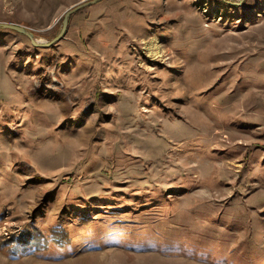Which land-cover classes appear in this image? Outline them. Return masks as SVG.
<instances>
[{
	"label": "rangeland",
	"instance_id": "obj_1",
	"mask_svg": "<svg viewBox=\"0 0 264 264\" xmlns=\"http://www.w3.org/2000/svg\"><path fill=\"white\" fill-rule=\"evenodd\" d=\"M86 1L0 24L50 42ZM0 264H264V0H104L49 48L0 28Z\"/></svg>",
	"mask_w": 264,
	"mask_h": 264
},
{
	"label": "water",
	"instance_id": "obj_2",
	"mask_svg": "<svg viewBox=\"0 0 264 264\" xmlns=\"http://www.w3.org/2000/svg\"><path fill=\"white\" fill-rule=\"evenodd\" d=\"M102 1H104V0L86 1V2L76 6L75 8L71 9L70 11H68L66 16H65L61 32L59 33V35L55 39H53L50 42L41 43L36 38V35L34 32L30 31L29 29H27L26 27H23V26L14 25V24H0V28L12 29V30L17 31L21 34L27 35L32 40V43L36 47H47V48H49V47L56 45L57 43H59L60 41H62L64 39V37L66 36V34L68 32V28H69V24H70V20H71L72 15H74L76 12H78V11H80L86 7L98 4Z\"/></svg>",
	"mask_w": 264,
	"mask_h": 264
},
{
	"label": "trees",
	"instance_id": "obj_3",
	"mask_svg": "<svg viewBox=\"0 0 264 264\" xmlns=\"http://www.w3.org/2000/svg\"><path fill=\"white\" fill-rule=\"evenodd\" d=\"M53 235H55V237L53 236V242L59 247V248H70L71 246H73L71 240H69V235L67 234V232L61 228L56 229L53 232ZM29 239H36V235L34 233H30L29 235ZM44 243L42 241H40V243L34 245L33 247L28 246L27 249H36V250H41V247ZM16 247V246H14ZM13 248V247H12Z\"/></svg>",
	"mask_w": 264,
	"mask_h": 264
},
{
	"label": "bare ground",
	"instance_id": "obj_4",
	"mask_svg": "<svg viewBox=\"0 0 264 264\" xmlns=\"http://www.w3.org/2000/svg\"><path fill=\"white\" fill-rule=\"evenodd\" d=\"M39 41H43L41 38H39Z\"/></svg>",
	"mask_w": 264,
	"mask_h": 264
}]
</instances>
